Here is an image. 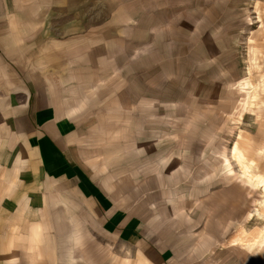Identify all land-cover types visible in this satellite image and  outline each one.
I'll list each match as a JSON object with an SVG mask.
<instances>
[{
	"label": "crops",
	"instance_id": "0c3cea01",
	"mask_svg": "<svg viewBox=\"0 0 264 264\" xmlns=\"http://www.w3.org/2000/svg\"><path fill=\"white\" fill-rule=\"evenodd\" d=\"M153 1L0 0V264H109L117 245L142 264H195L184 246L195 226L179 202L201 193L171 183L186 169L170 164L190 133L202 141L201 119L216 126L201 107L219 108V61L203 60L201 38H180V13L163 17ZM230 152L253 180L237 144ZM257 211L264 218V200ZM227 242L250 248L264 234L241 225Z\"/></svg>",
	"mask_w": 264,
	"mask_h": 264
},
{
	"label": "rangeland",
	"instance_id": "374dc122",
	"mask_svg": "<svg viewBox=\"0 0 264 264\" xmlns=\"http://www.w3.org/2000/svg\"><path fill=\"white\" fill-rule=\"evenodd\" d=\"M153 2L155 8L159 2L164 6L163 17L166 12L180 13L175 16L183 19L181 24H185L180 38H185L187 45L191 44V39L201 38L203 60L208 59L210 54H217V70L212 71L217 79L211 81L218 85L217 92H223V96L219 95L218 110L208 112L213 107H201V111L204 113L206 110L205 113L211 118L216 113L215 127H209L205 123L209 121L205 119H201L204 123L196 127L201 131L202 141H198L199 135L190 136L189 132L193 131L190 127L186 129L189 134L186 137L191 142H185L180 157H177L179 143L172 136H169V142L163 149L171 154V161L178 158L171 166L176 162L186 169V174L171 173L170 182L174 183L175 180L177 184L180 181L189 186L185 192L189 195L201 193L200 203L195 204L189 196L179 202L180 210L185 209L187 220L194 223L196 230L193 237L184 238L187 249H182L193 258L195 264H264V243L242 248L227 242L241 225L247 231L261 229L264 234V218L257 211L264 200V185L255 184L256 178H264V0ZM195 9L201 11L200 16L192 13ZM194 17H200V20H196V32L192 25ZM202 65L204 71L208 63ZM203 73L210 77L208 70ZM244 81L249 82L248 85H243ZM247 92L254 95L249 110L239 116ZM181 129L178 128V132L181 133ZM160 131L167 134L170 129L156 127L149 133L160 134ZM235 144L250 164L253 180L241 174L239 164L232 158L230 151ZM198 151H201V161L196 158ZM157 153L160 154V151ZM156 156L155 161L159 158V155ZM246 178L250 182L247 183ZM195 184L202 188L201 192L199 188L195 189ZM173 191L180 193L179 188ZM249 215L252 216L250 219ZM99 239H96L98 247L109 245ZM83 243L86 244L85 241ZM106 252L97 249L93 257L100 261ZM139 258L132 251L117 245L109 264H142Z\"/></svg>",
	"mask_w": 264,
	"mask_h": 264
}]
</instances>
